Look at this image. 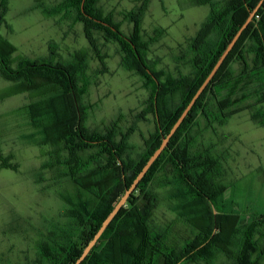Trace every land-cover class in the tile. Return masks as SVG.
<instances>
[{"label": "trees", "instance_id": "16d2710c", "mask_svg": "<svg viewBox=\"0 0 264 264\" xmlns=\"http://www.w3.org/2000/svg\"><path fill=\"white\" fill-rule=\"evenodd\" d=\"M9 1L0 0V30L6 24ZM151 1L143 0L137 12L125 16L135 24L132 37L125 36L110 15H104L97 0H65L59 7L60 11L76 9L103 65L104 57L95 44L97 32L104 40L120 45L122 66L138 72L156 95L149 110H157V131L138 159L132 158L126 135L119 137L114 129L97 131L86 126L87 114L81 104L88 85L85 52L62 63L56 45H51L47 59L31 61L15 57L17 47L0 33V75L13 83L0 100L30 95L32 102L19 110L33 130L24 139L51 148L54 162L45 167L58 169L60 178H69L78 188L75 197L61 196L73 226L42 247L48 264L76 263L260 2L224 0L218 7L222 0H195L196 6H211V12L192 40L194 72L162 80L163 74L147 63L138 36ZM46 15L51 16V11ZM249 102L258 107L251 114L252 121L264 126V2L168 147L82 264H212L218 254L227 257L230 264H261L264 218L248 223L239 214L226 212L227 188L218 182L220 162L211 151L199 150L191 134L201 119L212 126H224ZM12 159L0 147V171H17L19 166L11 163ZM159 174L164 175L162 183L170 187L176 201L173 210L197 231L181 250L167 244L166 229L151 228L159 203L152 184Z\"/></svg>", "mask_w": 264, "mask_h": 264}, {"label": "rangeland", "instance_id": "374dc122", "mask_svg": "<svg viewBox=\"0 0 264 264\" xmlns=\"http://www.w3.org/2000/svg\"><path fill=\"white\" fill-rule=\"evenodd\" d=\"M38 1H9L6 24L0 33L17 47L14 56L31 61L47 59L51 45H56L58 61L65 63L85 52L89 60L88 85L81 104L87 114L86 126L97 131L114 129L119 137L126 135V142L133 149L132 158L138 159L158 125L157 110H149L156 95L148 82L138 72L122 66L123 52L118 43L104 40L97 32L95 44L104 57L103 65L86 37L76 9L60 11L65 0ZM142 3L143 0H97L104 15H110L127 37L133 36L135 24L125 16L137 12ZM223 3L224 0L218 7ZM46 11H51V16ZM210 12L211 6H196L195 0L151 1L138 36L147 63L154 64L155 71L163 74L162 80L194 72L192 40ZM12 87L13 83L0 75V96ZM31 102L28 94L0 100V147L5 156H13L11 163L19 166L17 171H0L1 264H48L42 247L73 226L67 217L68 205L61 196L75 197L77 186L69 178H60L58 169L45 167L54 162L51 148H41L24 139L33 130L19 110ZM243 106L244 111L224 126H212L201 119L191 134L199 150L211 151L220 162L218 182L227 188L224 209L249 223L264 218V126L252 121L251 114L258 108L255 102ZM163 178L159 174L152 184L159 203L151 228L166 229L167 244L181 250L197 231L173 210L176 201L171 198L170 187L162 183ZM261 231L264 235V227ZM261 244L264 246V239ZM230 263L222 254L212 262Z\"/></svg>", "mask_w": 264, "mask_h": 264}, {"label": "water", "instance_id": "95a60500", "mask_svg": "<svg viewBox=\"0 0 264 264\" xmlns=\"http://www.w3.org/2000/svg\"><path fill=\"white\" fill-rule=\"evenodd\" d=\"M263 2H264V0H260V2L258 3L257 7L255 8V10L250 13V15L247 18L246 22L239 29V31L237 32V34L235 35V37L233 38V40L228 44L225 52L220 57V59L218 60V62L214 66V68L211 71V73L209 74V76L205 79V81L201 85V87L198 89V91L196 92V94L192 98L191 102L186 107V109L184 110V112L182 113V115L180 116V118L178 119V121L175 123V125L173 126V128L171 129V131L169 132V134L167 136H164L163 137V140H162V143H161L160 147L149 158V160L147 161V163L145 164V166L143 167V169L141 170V172L138 174V176L136 177V179L133 181V183L130 186V188L127 189V191L125 192L124 196L121 198V200L115 206V208L113 209V211L109 214V216L102 223V226L100 227V229L98 230V232L95 234V236L93 237V239L86 246V248L84 249L82 255L76 261L75 264H82L84 262V260L88 257V255L93 250V248L97 245L98 241L103 236V234L105 233V231L108 229V227L110 226V224L113 222V220L115 219V217L119 214V212L121 211V209L126 206L128 199L136 191V189L138 188L139 184L142 182V180L148 174V172L151 169V167L160 158V156L162 155V153L164 152V150L168 147L171 139L178 132V130L180 129V127L184 123L185 119L188 117L190 111L195 106L196 102L199 100V98L202 96V94L204 93V91L206 90V88L209 86V84L211 83V81L214 79V77L216 76V74L220 70L221 66L224 64V62L226 61V59L228 58V56L230 55V53L232 52V50L236 46L237 42L241 38L243 32L249 27V25L253 21V18L255 17V14L257 13V11L263 5ZM149 74H151L150 71H149ZM155 103L157 104V101H155Z\"/></svg>", "mask_w": 264, "mask_h": 264}]
</instances>
